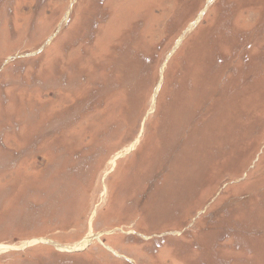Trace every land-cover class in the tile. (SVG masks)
<instances>
[{
    "label": "rangeland",
    "instance_id": "374dc122",
    "mask_svg": "<svg viewBox=\"0 0 264 264\" xmlns=\"http://www.w3.org/2000/svg\"><path fill=\"white\" fill-rule=\"evenodd\" d=\"M0 264H264V0H0Z\"/></svg>",
    "mask_w": 264,
    "mask_h": 264
},
{
    "label": "bare ground",
    "instance_id": "6f19581e",
    "mask_svg": "<svg viewBox=\"0 0 264 264\" xmlns=\"http://www.w3.org/2000/svg\"><path fill=\"white\" fill-rule=\"evenodd\" d=\"M93 239H98V236H93L92 238H89V239L84 243V245L82 246V248L88 246V244H89Z\"/></svg>",
    "mask_w": 264,
    "mask_h": 264
}]
</instances>
